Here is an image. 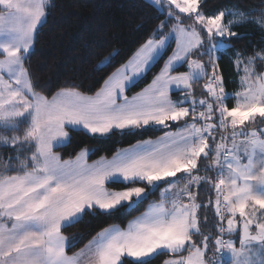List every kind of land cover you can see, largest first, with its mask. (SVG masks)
<instances>
[{
	"label": "snow or ice",
	"instance_id": "snow-or-ice-1",
	"mask_svg": "<svg viewBox=\"0 0 264 264\" xmlns=\"http://www.w3.org/2000/svg\"><path fill=\"white\" fill-rule=\"evenodd\" d=\"M201 2L148 0L165 19L103 86L94 95L76 87L61 88L49 99L35 90L25 59L47 22L52 0H0V132L14 133L0 134V146L15 153L0 164V264H151L165 253L169 258L163 264H264V129L245 131L249 123L264 122V73L255 71L256 61H264V51L246 62L236 53L233 63L237 71L244 65V75L242 90L235 93L225 91L218 71L221 57L215 55L227 53L232 39L246 37L234 27L253 23L264 31V8L233 5L205 15L199 10ZM257 11L259 16L254 15ZM184 16L191 25L184 24ZM169 21L174 23L165 32ZM170 39L176 48L160 73L129 99L125 89L162 58ZM194 52L207 55L208 61L193 59ZM114 55L115 50L100 66ZM185 63L187 72L172 74ZM205 78L208 98L197 100L193 85ZM173 86L184 91L183 99L170 98ZM230 98L235 101L232 107L226 103ZM198 107L203 110L197 111ZM177 121L184 122L177 132H166L156 142L144 141L92 164L87 162L88 148L66 160L53 151L70 142L69 129L103 137L114 129L130 132L150 124L169 127V122ZM22 125H26L22 135L15 134ZM229 129L230 135L217 140L215 133ZM238 136L244 139L238 141ZM210 157V163L203 165L205 174L200 175V162ZM108 182L123 187L110 189ZM161 184L166 187L160 199L126 228L110 225L78 252L67 253L72 242L62 228L88 214L133 209ZM204 184L215 191L214 213L220 223L214 239L202 231L207 217L202 220L199 215L213 202L199 203L198 193L192 191ZM253 226L255 234L250 230ZM237 232L239 247L233 239L223 238ZM209 241L214 244L211 256L206 255Z\"/></svg>",
	"mask_w": 264,
	"mask_h": 264
},
{
	"label": "trees",
	"instance_id": "trees-1",
	"mask_svg": "<svg viewBox=\"0 0 264 264\" xmlns=\"http://www.w3.org/2000/svg\"><path fill=\"white\" fill-rule=\"evenodd\" d=\"M238 5L242 9L264 8L261 0H204L201 3L200 11L215 13L222 9ZM2 10V7H0ZM49 15L47 22L43 24L35 36V43L31 54L25 59L27 68L34 88L37 92L52 97L59 89L67 87H76L84 94H95L104 84V81L117 68L123 65L136 51V49L149 38L161 20L165 19L164 14H159L154 6L150 7L148 0H52V6L48 9ZM254 14L260 15L257 11ZM184 24L191 25L192 20L186 16L182 17ZM174 21L168 22L169 30ZM237 33H246L242 39H232L231 48L227 53L222 54L219 63V74L223 77L225 89L234 93L240 88V73L237 71L233 61L236 59V53L252 56L257 51H264V31H258L256 25L247 23L240 27H234ZM205 40L206 35L201 33ZM159 38V37H157ZM160 58L139 80L131 85L127 93L132 95L144 89L158 75L164 66V62L172 54L175 48V42L172 41ZM111 62L106 66H100L104 57L113 53ZM200 51H203L201 49ZM193 57L202 58L208 61L207 55H198L193 53ZM187 64L177 67L174 71H186ZM211 70V67H209ZM201 80L193 85L196 99L206 98L207 93L204 89V82ZM208 98V97H207ZM234 99H228L229 107L234 106ZM256 122L249 123L247 126H254ZM183 121L171 123L169 127L150 126L133 129L132 131L113 130L107 136H92L86 132L71 131V140L64 146L55 148L62 159L74 158L82 149H90L88 159L94 161L101 157H111L120 149L133 145L139 141L157 138L167 130L177 128L183 124ZM264 124V122H261ZM21 132L15 133L22 135ZM219 138V137H218ZM15 153L11 148L0 146V164ZM30 155V153H26ZM209 160L201 161L200 175H204L203 165L210 163ZM215 178L213 172L208 173ZM143 186V185H141ZM159 189L152 191L147 199L143 200L137 207L126 212L121 211L113 215L97 213L96 215H85L83 219L61 229L72 246L67 248L68 253H74L84 247L98 232L110 225L119 224L126 226L128 222L140 213L144 212L150 203L160 199ZM111 189H121L122 184L109 182ZM198 193V202L207 204L211 199L212 207H202L199 215L203 220L207 217V223L201 224V229L205 233H211L213 239L219 235L216 225L220 223L214 213L215 191L208 184L202 185ZM242 227V222L239 221ZM239 243V233L233 234ZM230 237V236H229ZM193 239L200 241V236H194ZM214 244L209 241V251L207 256L213 255ZM187 252L183 253V255ZM169 254L157 256L151 264H163Z\"/></svg>",
	"mask_w": 264,
	"mask_h": 264
},
{
	"label": "crops",
	"instance_id": "crops-1",
	"mask_svg": "<svg viewBox=\"0 0 264 264\" xmlns=\"http://www.w3.org/2000/svg\"><path fill=\"white\" fill-rule=\"evenodd\" d=\"M152 83V82H151ZM150 83V84H151ZM149 84V85H150ZM149 85H147L144 89H146ZM131 85H129L126 89H125V95L129 98V99H131L133 96H135L137 93H140V92H142L144 89H142L141 91H139V92H137V93H134V94H132V95H129L128 93H127V90H128V88L130 87ZM183 92L184 91H182V90H177L176 88H172L171 89V91H170V93H171V95H170V98L173 100V101H178V100H181V99H183L184 98V96H185V94H184V96H183ZM87 95V94H86ZM94 95V94H93ZM51 98V97H50ZM119 102V101H118ZM185 107H187L188 106V104H185L184 105ZM171 123H174V122H169V124H171ZM148 127H150V126H161V125H152V124H150V125H147ZM184 127V123L183 124H181V125H179L177 128H173V129H170V130H167L166 132H177L179 129H181V128H183ZM230 129H229V132H222V133H218V134H216L215 133V135H216V137H217V140H219V138H220V136H223V135H230ZM245 131H250V128L248 129V127H246V129H245ZM165 132V133H166ZM165 133L164 134H162L161 136H159V137H157V138H149V139H145V140H142V141H139V142H137V143H135V144H133V145H138V144H141L142 142H144V141H152V142H156L159 138H161V137H163L164 135H165ZM8 134H10V135H13L14 133H11V132H9ZM219 137V138H218ZM242 139H244L243 137H237V140L239 141V140H242ZM229 144H231V141H229L228 142ZM133 145H130V146H127V147H124V148H122V149H129V148H131ZM55 148L56 147H54L53 148V151L54 152H56L55 151ZM121 150V149H120ZM58 153V152H57ZM117 153V152H116ZM115 153V154H116ZM114 154V155H115ZM89 155V154H88ZM113 155V156H114ZM113 156H111V157H105V158H107V159H111ZM75 158V157H74ZM66 160V159H65ZM97 160H99V159H97ZM97 160H94V161H97ZM94 161H90L89 159H88V157H87V162L89 163V164H92ZM9 175H12V174H15V173H12V172H9L8 173ZM178 176H179V174H178ZM183 183V182H185L184 181V179H181L180 180V183ZM109 183V182H108ZM108 183H106V187H108ZM164 187H166V185L164 186ZM109 188V187H108ZM111 189V188H110ZM195 188H193L192 189V191L195 193ZM185 202H187L186 200H185ZM135 218V217H134ZM132 220V219H131ZM239 217H237V223H238V225H239ZM114 225H118L119 227H121V228H126L127 227V225L126 226H122V225H119V224H114ZM109 227V226H108ZM252 229V231L253 232H255L256 230L255 229H253V228H251ZM63 235L64 236H66L64 233H63ZM67 237V236H66ZM68 238V237H67ZM69 239V238H68ZM236 246L237 247H239V245L237 244V242H236ZM83 248V247H82ZM66 251H67V249H66ZM79 251V250H78ZM78 251H76V252H78ZM76 252H74V253H76ZM68 253V252H67ZM74 253H68L69 255H72V254H74ZM185 255H187V254H185Z\"/></svg>",
	"mask_w": 264,
	"mask_h": 264
},
{
	"label": "rangeland",
	"instance_id": "rangeland-1",
	"mask_svg": "<svg viewBox=\"0 0 264 264\" xmlns=\"http://www.w3.org/2000/svg\"><path fill=\"white\" fill-rule=\"evenodd\" d=\"M203 1H204V0H202V2H203ZM202 2H201V3H202ZM199 10H200V9H199ZM202 12H204L205 15H214V14H217L219 11H217V12H215V13H210V14L207 13V12H205V11H203V10H202ZM254 15L259 16L258 14H254ZM230 18H231V17H227L226 19H230ZM233 31H235L234 28H233ZM172 41L175 42L174 39H170V40H169V44H170ZM175 48H176V42H175ZM175 48H174V50H175ZM31 50H32V49H31ZM163 53H164V52H163ZM163 53H162V55H163ZM240 54H241L242 59L246 62V61H247V58H248L249 56H248V55H244V54H242V53H240ZM171 55H172V54H171ZM171 55H170V56H171ZM215 55H218V56H219V52H217ZM2 58H3V56L0 55V59H2ZM192 58H193V59H200V60H202V61H205V60H203L202 58H199V57H192ZM167 59H168V58H167ZM158 60H159V59H158ZM156 62H157V61H156ZM156 62H154L153 65H154ZM153 65H152V66H153ZM152 66H151V67H152ZM151 67H150V68H151ZM163 67H164V66H163ZM243 67H244V65L241 64V65H240V70H239L240 77L244 75ZM250 67H251V66H250ZM150 68H149V69H150ZM149 69H148V70H149ZM148 70H147V71H148ZM147 71H146V72H147ZM187 71H188V69H187L186 71H180V72H175V71H173L172 74H173V75H176V74H178V73H181V72H187ZM208 71H209V74H211L212 69L210 70V69L208 68ZM255 71H256V73H264V61H261V60H257V61H256V63H255ZM146 72H145V73H146ZM145 73H144V74H145ZM159 73H160V72H159ZM159 73H158V74H159ZM144 74H143V75H144ZM143 75H142V76H143ZM142 76H140L137 80H139ZM137 80H136V81H137ZM207 82H208V80H206V81L204 82V84H206ZM223 86H224V83H223ZM173 88H175V87L173 86ZM224 88H225V87H224ZM241 90H242V89H241V86H240V88H239L237 91H241ZM225 91H226L227 93H230V92H228L226 89H225ZM237 91H236V92H237ZM234 93H235V92H234ZM40 94H41V93H40ZM184 94H185V93L183 92V96H184ZM42 95H43V94H42ZM169 95H171V93H169ZM44 96H45V95H44ZM46 97H47V96H46ZM47 98L51 99L52 97H51V98H50V97H47ZM206 98H207V97H206ZM197 100H199V99H197ZM209 102H211V99H210V98H209ZM226 103H227V105H228V107H229L228 100L226 101ZM234 103H235V102H234ZM188 106H189V105H188ZM188 106H187V107H188ZM198 109H199V108H198ZM169 125H170V124H169ZM145 127H148V126H145ZM247 127H248V129L250 128V131H252L253 128L256 129V128H259V127H264V124L261 123V122H259L258 124L254 125V126H250V127L247 126ZM254 129H253V130H254ZM114 130H115V129H114ZM0 134L11 136L10 134H8V133H3V132H0ZM17 135H18V134H17ZM183 183H184V182H183ZM183 183L181 182L180 184L182 185ZM252 228L255 229L254 226H253ZM255 230H256V229H255ZM227 237H228V239H233L235 242H237L233 235H231L230 237H229V236H227ZM237 244L239 245L238 242H237Z\"/></svg>",
	"mask_w": 264,
	"mask_h": 264
},
{
	"label": "built area",
	"instance_id": "built-area-1",
	"mask_svg": "<svg viewBox=\"0 0 264 264\" xmlns=\"http://www.w3.org/2000/svg\"><path fill=\"white\" fill-rule=\"evenodd\" d=\"M198 108H199V107H198ZM198 108H197V111H202V110H203L202 108H199V109H198ZM253 129H254V128H253ZM253 129H252V130H253ZM261 129H264V127H259V128L254 129V130L260 131ZM222 132H225V131H223V130H219V131L217 132V134H218V133H222ZM227 132H229V130H228ZM228 142H229V141H228ZM223 223H224V226L226 227V226H227V221L225 220ZM227 236H228V235H225L223 238H224V239H228Z\"/></svg>",
	"mask_w": 264,
	"mask_h": 264
},
{
	"label": "water",
	"instance_id": "water-1",
	"mask_svg": "<svg viewBox=\"0 0 264 264\" xmlns=\"http://www.w3.org/2000/svg\"><path fill=\"white\" fill-rule=\"evenodd\" d=\"M241 230H242V227H241ZM252 231V229H250ZM253 232V231H252ZM253 234H255V232H253Z\"/></svg>",
	"mask_w": 264,
	"mask_h": 264
}]
</instances>
